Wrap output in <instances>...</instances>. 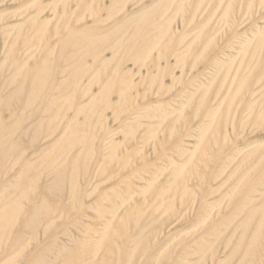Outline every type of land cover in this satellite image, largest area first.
I'll return each mask as SVG.
<instances>
[{
    "label": "rangeland",
    "instance_id": "374dc122",
    "mask_svg": "<svg viewBox=\"0 0 264 264\" xmlns=\"http://www.w3.org/2000/svg\"><path fill=\"white\" fill-rule=\"evenodd\" d=\"M0 145V264H264V0H0Z\"/></svg>",
    "mask_w": 264,
    "mask_h": 264
},
{
    "label": "bare ground",
    "instance_id": "6f19581e",
    "mask_svg": "<svg viewBox=\"0 0 264 264\" xmlns=\"http://www.w3.org/2000/svg\"><path fill=\"white\" fill-rule=\"evenodd\" d=\"M35 15V14H34ZM35 17V16H34ZM135 20H136V18H135ZM134 20V18L132 19V22H134L135 21ZM151 22V21H150ZM140 23V22H139ZM120 25V24H119ZM118 26V25H117ZM122 26V24L120 25V26H118L117 28L119 29L120 27ZM139 26V25H138ZM137 30V29H136ZM87 31V30H86ZM22 33V32H21ZM20 33V34H21ZM80 32H69L68 34H67V40L68 41H71L72 43H73V45H80V44H82V43H84V44H86L85 42H88V41H90V39H91V37L88 35V34H85V33H81V34H79ZM148 33V32H147ZM144 34V33H143ZM143 34H141V33H139V31H136V32H134L133 34H132V36H134V37H132V38H135L136 39V37H137V39H138V37H143L141 40H142V42H143V44H146L147 46H150V44H152V45H155L156 44V40L159 38L158 36H153V37H144V35ZM105 39V38H104ZM136 39V40H137ZM66 40V41H67ZM107 40V39H106ZM104 41V40H103ZM102 42V41H101ZM135 41H131V42H128V47L129 48H134L135 46H136V44L134 43ZM71 43V44H72ZM89 44H90V42H88ZM87 43V44H88ZM105 43V42H104ZM101 44V43H100ZM110 44V43H109ZM122 44V43H121ZM99 45V44H98ZM97 45V46H98ZM111 45V44H110ZM95 46H96V44H95ZM121 46V45H120ZM109 47V46H108ZM116 46L115 45H112V47H110V49H111V51H112V53H113V51L115 50L116 51ZM119 48V47H118ZM125 48V47H124ZM109 50V49H108ZM88 52V51H87ZM86 52V53H87ZM117 52V51H116ZM91 54V53H90ZM93 56V55H92ZM73 61V60H72ZM37 65V64H36ZM117 65V64H116ZM118 66H119V64H118ZM120 67H121V65H120ZM120 67H117L116 69H118V68H120ZM22 68V66L20 65V64H18V61L17 60H14L13 61V65H12V67H11V71H12V73L14 74V75H16V74H18V72H19V70ZM39 68V67H38ZM85 70V69H84ZM113 70H115V69H113ZM41 71V70H40ZM39 71V69H38V71H36V72H34L32 75H31V82H32V85H34L35 87H38V86H40V85H42L43 83H45L46 81H45V76L43 77V74H42V72H40ZM73 71V70H72ZM72 71H71V73H72ZM83 71V70H82ZM117 72H119V71H116L115 73H113V75H111V76H115L116 74H117ZM61 73H63V72H61ZM76 73H77V71H76ZM75 74V73H74ZM78 74V73H77ZM48 76V75H47ZM21 77H22V75H21ZM116 77H117V75H116ZM50 79V78H49ZM124 79L122 78L121 80H120V82L119 83H122V87H130V84H131V82L129 81H123ZM49 81V80H48ZM51 81V80H50ZM27 82H30L29 81V79H28V81ZM26 82V83H27ZM50 83V82H49ZM47 84V83H46ZM29 85V84H28ZM61 87H66V83H62V84H59ZM74 85H76V83H74ZM25 86V85H24ZM42 87V86H41ZM45 87V86H44ZM14 88V87H13ZM29 88V87H28ZM27 88V89H28ZM39 88V87H38ZM55 89V85H50V86H48V91H47V93L48 94H50V93H52L53 92V90ZM63 89V88H62ZM39 90H40V88H39ZM122 90V89H121ZM19 90L17 89V91H16V93L18 92ZM45 91V90H44ZM127 91V90H126ZM29 93H30V90H29ZM39 93H42V91L40 92L39 91ZM38 93V94H39ZM120 93H121V91H120ZM44 94V93H43ZM46 95V94H45ZM38 96H40V95H38ZM120 96V95H119ZM125 96H126V94H125ZM35 96H33L32 97V99L34 98ZM124 97V96H123ZM38 99H40V97H38ZM30 100V99H29ZM54 99H52V101H53ZM8 101H9V95H7V96H5V98H4V100H3V102H4V104L5 105H8L9 103H8ZM47 101H49L48 99H47ZM57 101V100H56ZM124 102V101H123ZM57 104V103H56ZM58 105V104H57ZM87 105H91V106H95V103L94 102H92V100H91V102H90V104H79L77 107H76V112H75V116L76 115H78V114H80L84 109H85V107L87 106ZM51 106V105H50ZM90 106V107H91ZM46 107V106H45ZM46 108H49V107H46ZM79 126V125H78ZM78 126L76 127V128H78ZM76 128H74V127H72V123H71V121H68L65 125H64V127H63V131H62V136H69V135H71V134H73L74 133V131H76ZM78 131V130H77ZM67 133V134H66ZM66 134V135H65ZM70 137V136H69ZM69 137H67V138H69ZM73 137H74V135H73ZM79 137V136H78ZM78 137H76V138H78ZM83 138V137H82ZM60 139H61V137H60ZM79 140V139H78ZM15 143H16V141H14ZM70 142H71V139H70ZM81 142V141H80ZM17 144V143H16ZM72 145H73V142H72ZM75 145V144H74ZM1 146V145H0ZM2 152V151H1ZM74 157V156H73ZM76 159V158H75ZM76 163V162H75ZM77 167V166H76ZM61 169V168H60ZM56 170H58V169H56ZM60 172V171H59ZM74 175V174H73ZM73 177V176H72ZM75 177V176H74ZM264 184V181H262V185ZM257 185V184H256ZM74 186V185H73ZM47 188V187H46ZM46 188H45V193H48L49 191L48 190H50L49 188H51V187H49V188H47V190H46ZM73 188V187H72ZM48 191V192H47ZM259 192V196H258V200H259V202L258 203H255L254 205H251L250 207H248L247 208V210H245V207L247 206V203H248V201H250V200H252L256 195L255 194H257ZM18 197H21V196H23L22 195V193H20L19 195H17ZM244 200H242L241 201V204H239V205H237V207H236V209H235V211H234V214L235 215H237V214H239V213H241L242 214V216H241V218H240V221H239V226H240V229H241V234H240V237H239V239H238V243H240V242H242V240H243V238H244V233L247 231V230H250V232H249V235H248V241H249V245L247 246V247H245V250H244V252H243V256H242V259L239 261L240 263H242V261L244 260V259H248L249 258V263H251V260H254V259H256V256H257V254H255L254 252L257 250H255L254 251V247H253V245L254 244H256V241H260V239H261V230H263L262 229V227L264 226V219L261 221V219L262 218H257L255 221H254V223H253V219H254V217L258 214V213H260V214H262V211L264 210H261L262 209V207H264V200H261V179L258 181V187H254V186H249L248 188H247V191L246 192H244ZM248 200V201H247ZM257 200V199H256ZM3 202H1L2 204H1V206H0V219H2L3 217H5L7 214H9V213H12V212H14L15 211V209H13V207L9 204V202L8 201H5L4 199L2 200ZM262 201V202H261ZM34 201H32V208H35V205H34ZM30 208V207H29ZM245 210V211H244ZM34 213V212H33ZM262 216H263V214H262ZM17 232V231H16ZM264 233V232H263ZM10 234V233H9ZM23 236V235H22ZM21 234L19 233V232H17V234L15 233V235H13V237L11 238V241H12V243H13V241H19L20 239H21ZM264 235H262V237H263ZM6 237V236H5ZM9 237V236H8ZM10 238V237H9ZM262 240V239H261ZM7 241V240H6ZM54 241V240H53ZM74 241V240H73ZM257 242V243H258ZM1 243V242H0ZM10 243V242H9ZM48 243V242H47ZM71 243V242H70ZM69 243V244H70ZM73 243V242H72ZM4 244V243H3ZM53 242L52 243H50L49 242V244L48 245H45V247L43 248V249H41V248H37V246L34 248V251L35 252H33V254L31 255V257H30V259H29V261H28V264H53L54 263V261L56 260L55 259V257L53 256V258L54 259H46L45 258V256L44 257H42L43 255H41V254H39V252L41 251V250H44V249H49L48 247H52L53 246ZM10 245V244H9ZM55 245V244H54ZM257 245V244H256ZM260 246H261V242H260ZM71 247V246H70ZM259 247V246H258ZM13 248V247H12ZM53 249H54V247H52ZM58 251H60V250H62L63 248H62V245L60 246H58ZM259 248H261V247H259ZM4 249V248H3ZM11 249V248H10ZM9 249V250H10ZM75 249V248H74ZM1 250V249H0ZM6 249H4L3 251H5ZM37 250V251H36ZM235 250H236V248H234V249H232V251H231V253H234L235 252ZM260 250V249H259ZM50 251V250H49ZM48 251V252H49ZM66 251V250H65ZM254 251V252H253ZM6 252V251H5ZM7 252H8V250H7ZM31 252V251H30ZM46 252V251H45ZM51 252V251H50ZM69 252V251H68ZM13 253V252H12ZM256 253H258V251L256 252ZM4 254V253H3ZM45 254V253H44ZM61 254V253H60ZM69 256V255H68ZM68 256H67V258H68ZM57 257L59 258V256L57 255ZM56 257V258H57ZM70 258V257H69ZM66 261V260H65ZM5 262V261H4ZM6 262H8V261H6ZM10 262V261H9ZM7 264V263H6ZM26 264H27V262H26Z\"/></svg>",
    "mask_w": 264,
    "mask_h": 264
}]
</instances>
